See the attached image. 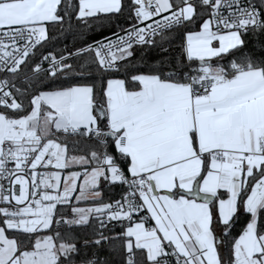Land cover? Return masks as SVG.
I'll use <instances>...</instances> for the list:
<instances>
[{
    "label": "snow or ice",
    "instance_id": "1",
    "mask_svg": "<svg viewBox=\"0 0 264 264\" xmlns=\"http://www.w3.org/2000/svg\"><path fill=\"white\" fill-rule=\"evenodd\" d=\"M0 264H264V0H0Z\"/></svg>",
    "mask_w": 264,
    "mask_h": 264
}]
</instances>
